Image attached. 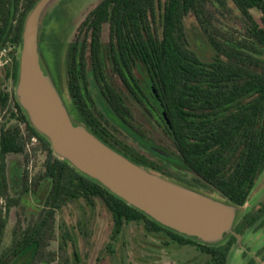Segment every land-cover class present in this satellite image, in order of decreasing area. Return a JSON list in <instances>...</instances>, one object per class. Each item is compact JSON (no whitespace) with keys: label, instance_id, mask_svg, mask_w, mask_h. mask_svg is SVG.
Here are the masks:
<instances>
[{"label":"trees","instance_id":"16d2710c","mask_svg":"<svg viewBox=\"0 0 264 264\" xmlns=\"http://www.w3.org/2000/svg\"><path fill=\"white\" fill-rule=\"evenodd\" d=\"M38 1L0 0V54L9 44L21 47L26 18ZM232 8L234 19L226 17ZM188 16L212 45L211 61L190 47ZM39 38L41 43L43 32ZM66 64L73 101L100 139L106 140L97 129L106 127L119 140L120 126L146 146H121L135 162L166 175L172 164L236 205L249 200L264 172V0H100L80 23ZM18 71V56L0 71V116L10 110L0 122V264H56L58 254L50 246L57 211L79 197L105 204L113 216L114 235L131 222L142 223L149 232H164L173 243L196 246L209 255V264H228L234 236L209 244L181 234L59 158L15 93L4 87L5 80L17 83ZM89 80L100 85V102H108L103 107L116 116L115 123L96 110ZM85 91L92 104L86 102ZM34 140L37 144L30 148ZM39 150L46 156L43 171L31 176L25 169L20 185L23 192H32L49 178L51 189L38 220L3 249L13 202L7 158L22 153L28 164ZM262 212L260 208L244 216L253 222Z\"/></svg>","mask_w":264,"mask_h":264},{"label":"rangeland","instance_id":"374dc122","mask_svg":"<svg viewBox=\"0 0 264 264\" xmlns=\"http://www.w3.org/2000/svg\"><path fill=\"white\" fill-rule=\"evenodd\" d=\"M99 1L55 0L45 11L41 22L43 61L72 118L78 117V113L68 89V47L84 17ZM226 12V17L234 19L235 8ZM185 28L190 47L201 59L211 61L215 54L214 49L193 16L186 18ZM20 50L21 47L16 48L9 44L1 51V72L5 65L12 64L15 56H19ZM4 87L9 92H14L16 97V84L11 79L4 81ZM93 94L101 101L96 89ZM9 115V109L2 112L0 122ZM34 144H37L36 140L29 145L30 148ZM45 157V153L39 150L31 156L28 164L22 153L10 154L7 158L13 202L3 249L10 248L16 236H20L26 228L33 225L44 208L45 199L52 186L51 179L44 178L35 191L27 193L23 192L20 181L27 168L31 176L42 172ZM171 169L174 172L171 175L153 171L227 201L211 187L203 184L191 185V175L186 171H179L173 166ZM263 201L264 172L259 176L249 200L243 206H238L234 227L245 214L256 210ZM56 217L55 236L50 246L58 254L56 264H209V255L196 246L173 243L164 232H149L142 223L131 222L119 234L114 235L112 213L99 199H95L93 204L83 197L71 200L57 211ZM260 221L244 230L242 238L232 249L228 264H247L251 259L255 260V264H264V253L259 252L264 247V227L258 225ZM230 234L219 243L225 242Z\"/></svg>","mask_w":264,"mask_h":264},{"label":"water","instance_id":"95a60500","mask_svg":"<svg viewBox=\"0 0 264 264\" xmlns=\"http://www.w3.org/2000/svg\"><path fill=\"white\" fill-rule=\"evenodd\" d=\"M54 1L39 0L28 14L23 29L16 98L31 124L49 140L59 158L129 204L181 234L219 244L234 232L240 205L173 181L135 162L73 120L55 81L42 63L41 22ZM155 150L165 154L159 147ZM238 237L241 239L240 235Z\"/></svg>","mask_w":264,"mask_h":264},{"label":"flooded vegetation","instance_id":"af4514ba","mask_svg":"<svg viewBox=\"0 0 264 264\" xmlns=\"http://www.w3.org/2000/svg\"><path fill=\"white\" fill-rule=\"evenodd\" d=\"M40 33H41V31H40ZM43 42H44V40L40 43V38H39L40 50L42 51V54H43V48H42ZM42 63H43V65H44L45 70L47 71V69H46V67H45V64H44V61H43V60H42ZM66 69H67V64H66ZM67 79H68V70H67ZM68 80H69V79H68ZM68 89H69V82H68ZM94 89H96V93H97L98 97L100 98L101 93H102V92H101L102 90H101L100 85H99L98 83L94 82L93 80H89V90H90V95L92 96V98H93V100H94V104L96 105V110H97L98 112H102L108 120H110L112 123H115L114 118H115L116 116H112L111 114H110V115L107 114L105 108L103 107V105H104V106L108 105V102H105V100H104V102H100V101H98V100L96 99V97L94 96V94H93V90H94ZM100 92H101V93H100ZM69 93H70V90H69ZM84 93H85V95H86V97H87L86 102L92 104L93 102H91V99H89V97H88V96H89L88 92L85 91ZM70 96H71V98H72L71 93H70ZM72 101H73V98H72ZM102 101H103V100H102ZM126 103H127V102H126ZM128 103H129L130 105H134V104H136L135 102H128ZM73 104H74V106H75V108H76V110H77V113H78V117L73 118V120L76 121V122L79 123V124L84 125V126H85L86 128H88L92 133H95V131H94L95 126H93V122H92L91 124H89V123H88V120H87L86 117L84 116L83 112L78 108V106L75 104L74 101H73ZM98 115H100V114L98 113ZM142 122H143V123H146V122H144V120H142ZM117 127L120 128V129H119V133L117 134V135H120L119 140H118V139H115V138L113 137V131L111 130V128H109L108 131L105 132V131H106V130H105L106 127H104V128H100V127H99V128L97 129V131H101V132H102L103 137L106 139V140H104L103 138H101L103 141H105L107 144H109L110 146H112L113 148L117 149L118 151L122 152V153L125 154V155H127V154L124 152V150L121 149V146H124V148L129 149V148H130L131 146H133V145H136V146L140 145L141 148L146 149V146H145V145H142V144H140V143H138L139 141H138L134 136L129 135L128 132H127L126 130L122 129L120 126H117ZM131 129H133V128L131 127ZM104 130H105V131H104ZM144 131H145L146 133H148V131H147L146 128H145ZM98 137H99V136H98ZM124 137H126V139H124ZM149 143L153 144V143L151 142V140H148V144H149ZM127 156H128V155H127ZM128 157H129V156H128ZM159 159H160V158H159ZM164 162H165V161H164ZM158 164H160V166H161L162 168H164V169L167 171V168H165V167L163 166V163H162V162H159V161H158ZM170 165L173 166L172 164H170ZM171 166H170V168H169V166H168V169H169V173H170V175L174 173V172L171 171V170H172V169H171ZM173 167H174V166H173ZM188 174L191 175V182H190V184H192V185L203 184L204 186L211 187V186H209V185H207V184H205V183H203V182H199V181H197L196 179H194V178H193V175H192L191 173H188ZM211 188H212V187H211ZM254 188H255V187H254ZM252 192H253V190H252ZM252 192H251V194H252ZM250 197H251V195H250ZM250 197H249V198H250ZM226 200H227V199H226ZM227 201H229V200H227ZM229 202H230V201H229ZM235 205H236V204H235ZM260 208L263 210V212H262V216H261V219L259 218V219H257L256 221L250 222L249 220H246L247 218H246V216H244V217L242 218V220H241L240 222H238V223L235 225V227H234V229H233L234 232L231 233L230 236H229V238H230L231 236H234V237L236 238V239L234 240L233 247H234V245L240 240L239 237H238V235H240V237L242 238V235H243V233H244V230H245L247 227H250V226L255 225V224H256L258 221H260V220H261V221H260V223H259L258 225L264 227V201L260 203V206H259L256 210H253V211H251V212H248L246 215L251 214V213H256ZM262 218H263V219H262ZM238 228H240V229H238ZM259 252H260V253H264V247H263ZM247 264H255V260H254V259H251Z\"/></svg>","mask_w":264,"mask_h":264},{"label":"built area","instance_id":"2783aa9c","mask_svg":"<svg viewBox=\"0 0 264 264\" xmlns=\"http://www.w3.org/2000/svg\"><path fill=\"white\" fill-rule=\"evenodd\" d=\"M1 60H2V59L0 58V62H1Z\"/></svg>","mask_w":264,"mask_h":264}]
</instances>
